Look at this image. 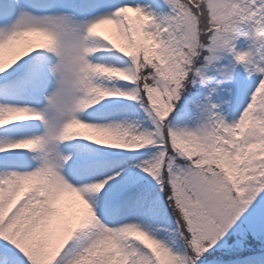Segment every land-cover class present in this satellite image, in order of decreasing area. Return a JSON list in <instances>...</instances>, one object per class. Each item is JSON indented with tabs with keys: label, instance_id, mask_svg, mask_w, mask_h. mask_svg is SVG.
Instances as JSON below:
<instances>
[{
	"label": "snow or ice",
	"instance_id": "6c2138e0",
	"mask_svg": "<svg viewBox=\"0 0 264 264\" xmlns=\"http://www.w3.org/2000/svg\"><path fill=\"white\" fill-rule=\"evenodd\" d=\"M0 264H264V0H0Z\"/></svg>",
	"mask_w": 264,
	"mask_h": 264
}]
</instances>
